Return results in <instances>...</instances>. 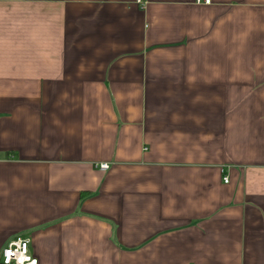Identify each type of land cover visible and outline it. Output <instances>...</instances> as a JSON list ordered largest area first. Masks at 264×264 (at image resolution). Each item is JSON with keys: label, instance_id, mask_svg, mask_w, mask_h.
<instances>
[{"label": "crops", "instance_id": "crops-1", "mask_svg": "<svg viewBox=\"0 0 264 264\" xmlns=\"http://www.w3.org/2000/svg\"><path fill=\"white\" fill-rule=\"evenodd\" d=\"M17 237L264 264V0H0V255Z\"/></svg>", "mask_w": 264, "mask_h": 264}, {"label": "built area", "instance_id": "built-area-1", "mask_svg": "<svg viewBox=\"0 0 264 264\" xmlns=\"http://www.w3.org/2000/svg\"><path fill=\"white\" fill-rule=\"evenodd\" d=\"M197 4L209 6L211 0H195ZM141 3V0H138ZM101 171L109 170L108 164H100L98 167ZM224 183L228 184V178H224ZM1 264H38V260L29 252V241L27 239L17 237L10 240L3 248L0 255Z\"/></svg>", "mask_w": 264, "mask_h": 264}, {"label": "trees", "instance_id": "trees-1", "mask_svg": "<svg viewBox=\"0 0 264 264\" xmlns=\"http://www.w3.org/2000/svg\"><path fill=\"white\" fill-rule=\"evenodd\" d=\"M1 264V263H0Z\"/></svg>", "mask_w": 264, "mask_h": 264}]
</instances>
